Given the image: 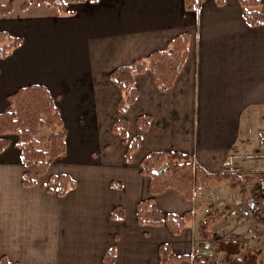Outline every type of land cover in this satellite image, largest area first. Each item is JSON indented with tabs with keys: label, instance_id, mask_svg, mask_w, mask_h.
Wrapping results in <instances>:
<instances>
[{
	"label": "crops",
	"instance_id": "1",
	"mask_svg": "<svg viewBox=\"0 0 264 264\" xmlns=\"http://www.w3.org/2000/svg\"><path fill=\"white\" fill-rule=\"evenodd\" d=\"M13 4L12 14L0 16V31L22 44L0 59V113L19 88L45 86L62 116L66 154L45 176L30 168L36 185L25 187L17 136H7L0 152V257L13 264H103L115 247V264H160L159 247L168 244L178 255L218 262L217 237L237 240L244 250L263 241L257 178L264 172V25L250 26L239 0H96L68 4L64 12ZM185 31L189 56L173 87L162 92L150 71L138 74L139 96L121 113L122 91L111 71L167 49ZM141 115L152 118L147 130L138 126ZM122 118L127 141L113 130ZM136 135L140 145L128 162ZM155 151L188 154L205 171L225 175L193 199L175 188L155 197L163 213H193L179 235L138 222V203L150 196L142 160ZM60 173L76 181L63 197L49 183ZM247 188L253 193L239 198ZM219 192L228 196L220 199ZM254 196L259 215L243 217L239 203ZM117 206L124 219L112 217ZM209 214L217 217L205 239L199 224Z\"/></svg>",
	"mask_w": 264,
	"mask_h": 264
},
{
	"label": "trees",
	"instance_id": "2",
	"mask_svg": "<svg viewBox=\"0 0 264 264\" xmlns=\"http://www.w3.org/2000/svg\"><path fill=\"white\" fill-rule=\"evenodd\" d=\"M96 0H24L21 7L28 9L33 3H42L47 8H56L64 12L68 4H78ZM245 18L250 26L264 25V5L260 0H239ZM224 4L225 0H216ZM14 10L13 0L0 4V16H8ZM190 33L183 32L174 37L165 50L155 51L147 57L139 58L130 65L116 67L110 73L112 82L122 91L118 103L121 113H126L133 105L139 90L135 84L138 74L150 71L162 92L173 87L189 56ZM22 40L13 37L5 31H0V59H6L19 48ZM11 107L0 113V152L4 151L10 134L17 136L16 146L27 169L23 174L22 184L25 187L36 185L30 168L36 175L42 177L48 174L50 165L66 154V129L56 100L43 85L31 84L19 88L8 96ZM138 126L147 130L152 118L150 115L138 117ZM113 130L127 141L128 122L122 118L113 126ZM141 135H136L129 143L126 153L128 162L132 154L138 150ZM166 166L162 173L158 170ZM141 173L150 178V196L138 203V222L146 226L167 225L175 235H179L193 218L192 212L184 215L163 213L155 203V197L169 188L182 192L186 198L193 199L195 191L212 181H219L225 175L209 173L198 165L194 159L178 151L169 153L155 151L142 160ZM49 183L56 185V193L63 197L76 187V181L68 174L60 173L49 177ZM48 190H51L49 187ZM112 217L124 219V208L117 206L112 210ZM216 214H209L199 224L201 237H211L209 228L216 220ZM217 253L223 258L219 264H259V253L255 248L243 249L239 241L217 237L214 240ZM160 264H209L199 255H178L171 246L162 244L159 247ZM116 248L108 250L103 258V264H115ZM0 264H13L6 256L0 257Z\"/></svg>",
	"mask_w": 264,
	"mask_h": 264
},
{
	"label": "built area",
	"instance_id": "3",
	"mask_svg": "<svg viewBox=\"0 0 264 264\" xmlns=\"http://www.w3.org/2000/svg\"><path fill=\"white\" fill-rule=\"evenodd\" d=\"M257 179L261 188V192L264 195V172L261 173ZM258 200L259 196H254L248 200L241 201L239 203V210L241 215L246 218L259 215L260 208L258 205Z\"/></svg>",
	"mask_w": 264,
	"mask_h": 264
},
{
	"label": "rangeland",
	"instance_id": "4",
	"mask_svg": "<svg viewBox=\"0 0 264 264\" xmlns=\"http://www.w3.org/2000/svg\"><path fill=\"white\" fill-rule=\"evenodd\" d=\"M23 2H24V0H14L15 5L18 6L19 9H21L20 6ZM252 193H253V189L247 188V193L241 191L240 193H237V195L239 196V198H245L246 196H248L249 194H252ZM225 196L226 197L228 196L227 192L226 193H220L219 192L220 199H224ZM230 199H232L231 195H230ZM242 229H244V227H242ZM255 249L259 253V259H258L259 264H264V239L259 245H257V247ZM215 251H216V249H215ZM222 258H223V256H222ZM222 258H220V261H218V262H215L216 259L214 258V261L213 260L211 262L208 261V263L209 264H219L221 262Z\"/></svg>",
	"mask_w": 264,
	"mask_h": 264
},
{
	"label": "water",
	"instance_id": "5",
	"mask_svg": "<svg viewBox=\"0 0 264 264\" xmlns=\"http://www.w3.org/2000/svg\"><path fill=\"white\" fill-rule=\"evenodd\" d=\"M167 169L166 166H163L161 167L159 170H158V173H162L163 171H165Z\"/></svg>",
	"mask_w": 264,
	"mask_h": 264
}]
</instances>
